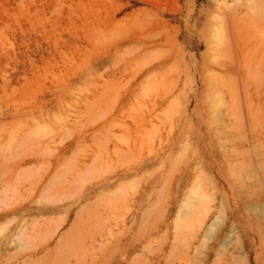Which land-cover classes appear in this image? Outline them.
<instances>
[{"label": "rangeland", "instance_id": "obj_1", "mask_svg": "<svg viewBox=\"0 0 264 264\" xmlns=\"http://www.w3.org/2000/svg\"><path fill=\"white\" fill-rule=\"evenodd\" d=\"M0 264H264V0H0Z\"/></svg>", "mask_w": 264, "mask_h": 264}]
</instances>
